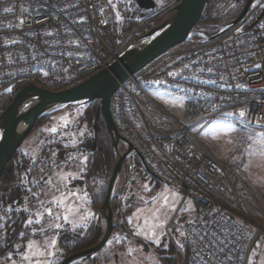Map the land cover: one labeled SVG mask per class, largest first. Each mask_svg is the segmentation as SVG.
<instances>
[{
  "label": "built area",
  "instance_id": "1",
  "mask_svg": "<svg viewBox=\"0 0 264 264\" xmlns=\"http://www.w3.org/2000/svg\"><path fill=\"white\" fill-rule=\"evenodd\" d=\"M181 1L165 7L163 18ZM40 3L37 0H0V95L21 81L33 82L50 90H61L79 83L117 60L137 39H147L152 27L161 20V5L157 1L156 6L142 14L136 24L126 30L115 31L111 29L113 18L110 8L103 14L99 10L107 0H47L45 8L49 4L54 7L42 16L33 11L40 7ZM69 4L73 7H67ZM5 7H12L13 11L5 13ZM224 23H199L195 29L197 34L188 41L189 45L173 48L130 74L112 96L111 114L119 133L139 149L149 167L190 195L197 208L205 211L220 208L230 217L240 220V206L257 203L242 177L241 150H236L228 158L220 157L203 141L201 131L223 116L221 112L210 111L213 103L221 104L225 113L239 112L247 106L251 109L249 119L264 115V51L253 48L248 42L249 35H256L257 42L264 45V37L260 35L264 29L259 28L264 24V0H253L237 25L213 39L206 38L205 34L217 32ZM8 24L13 27H7ZM241 27L249 35L237 33L236 29ZM67 29L75 32L74 39L85 33L89 35L91 40L85 41L88 47L72 44L62 48L51 44L54 40L71 36L72 32ZM5 40L21 43L7 44ZM65 48L67 51H79L73 57L62 56L60 53ZM250 52L256 55L250 56ZM8 53H11V58ZM41 53L36 60L32 59L33 54ZM21 56L27 59H21ZM220 58L228 64L227 69L217 67ZM190 62L196 63L183 68ZM258 63L262 66L255 68ZM206 66L213 67L214 71H199L200 67ZM41 68L52 75L45 77ZM64 68L68 69L66 73ZM170 72L178 75H169ZM60 75L71 78L61 81L58 79ZM209 79L215 83H206ZM157 92L200 100L202 109L198 118L188 121L191 115H178L154 96ZM221 97L232 99L221 100ZM248 127L261 128L256 123ZM194 145L197 155L191 157L188 149ZM213 165L223 169V174L212 171ZM260 210L264 216V210L261 207ZM243 222L246 227L258 229L255 240L264 237V227H260L264 226V220L260 224L249 219ZM245 244L255 247L254 242L245 241ZM191 257L192 252L189 251L179 264H192Z\"/></svg>",
  "mask_w": 264,
  "mask_h": 264
},
{
  "label": "snow or ice",
  "instance_id": "2",
  "mask_svg": "<svg viewBox=\"0 0 264 264\" xmlns=\"http://www.w3.org/2000/svg\"><path fill=\"white\" fill-rule=\"evenodd\" d=\"M37 2L40 3V0ZM119 2L120 0H115V2L114 0H107L106 5L99 9L101 14L107 8L118 9ZM157 2L163 5L165 0H157ZM46 3L47 0H43L40 7L33 9V11L42 16L49 8L54 7V5L49 4L45 8ZM123 3L127 7L131 0H123ZM232 6L235 7V5ZM67 7H73V5L69 4ZM3 11L10 13L13 8L5 7ZM25 11L28 10L25 9ZM114 14L116 18L123 19L119 10H116ZM81 19L86 18L81 17ZM103 22L101 21V23ZM22 23L23 21H21ZM19 26L18 24L17 27ZM7 27L12 28L13 25L8 24ZM259 28L264 29V24H260ZM67 30L72 32L71 36L54 40L51 44L61 45L62 48L64 45L72 44H78L82 48L88 47L85 41L91 40L89 35L85 33L74 39L75 32L72 29ZM236 31L237 33H244V28H238ZM260 35L264 37V33ZM239 42L244 43L243 40ZM248 42L253 48L264 51V45L257 42L256 35H249ZM5 43L19 44L21 41L5 40ZM77 51L79 50L67 51L65 48L60 54L73 57ZM8 55L11 58V53ZM37 55H42V53L33 54L32 59L36 60ZM249 55L255 56L256 53L250 52ZM20 58L27 59L24 56ZM233 59L239 62L238 58L233 57ZM39 62L37 60V63ZM194 63L196 62L185 63L183 68H190ZM261 66L259 63L254 65L255 68ZM217 67L227 69L228 64L220 58ZM205 70L211 73L214 68L207 66L199 68V71ZM40 71L45 77L52 75L43 71L42 68ZM67 71V68L63 69V72L66 73ZM169 75L175 76L178 73L170 72ZM66 78L70 79L71 77L58 76L61 81ZM220 78L223 79V76ZM206 83H215V81L209 79ZM5 90L7 92L13 91L11 87ZM220 99L232 98L221 97ZM177 102L180 107H184L183 98L174 100L173 104ZM260 102L257 101V103ZM29 107L28 104L24 105L25 109ZM58 107L63 110L68 109L69 105H59ZM210 111L221 112L227 117H237V122L218 125L220 132L224 135L217 136V140L234 143L231 134L240 130L248 131V126L253 123L260 124L261 129H264V115L258 119H249L251 109L247 106L239 112L228 111L225 113L222 112L221 104L213 103ZM75 113V115H71L70 112H64L59 117V120L63 121L62 124L44 127L40 134L42 135L44 132L57 133L59 128H67L70 123L74 126L80 125L79 117L81 114L78 109L75 110ZM92 134L86 125L77 128L76 131L61 132V137H69L67 142L63 139L60 140L64 147V159L58 161L60 150L49 147L48 155L41 156L39 159L38 177H32V168H28L23 173L24 179L19 181L20 184L24 185L28 195L23 197L22 201L13 199L12 203L8 204L0 200V209H2L0 211V234H2L0 237V255H2L0 264H61L66 253L60 244L67 239V229H70L72 233H75L76 238H79L83 229L89 228L91 222L95 221L96 226L103 223L91 207L93 196L87 187L90 157L80 149L83 141ZM4 139L5 134L0 132V141ZM248 139L258 145L256 152L249 151V156L258 153L259 156L264 157V130H251ZM33 143L35 147L29 144L26 148L21 149V152L23 155L31 157L32 163L36 164L37 152L42 151L40 146L54 145L56 139L34 137ZM69 146L73 151H67ZM251 148L252 145L249 144L248 149ZM194 149L195 145L188 149L191 157L197 155ZM200 154L203 155L204 153L201 152ZM240 163L245 169L250 166V161L243 163V158L240 159ZM212 171L223 174V169H217L214 165ZM29 185H32L35 191ZM127 189V195L124 197L126 203L122 205L121 210L123 211L124 208L131 210L130 214L124 216V222L130 227L126 233L114 234L113 239L108 241L109 244L120 243L124 247L123 253H110L111 256L120 261V264H144V261H147L148 264H160L159 256L155 252L145 253L144 248L167 249L170 243L181 250L191 251L192 264H264V247H262L264 238L261 240L254 239L259 234L258 229H253L251 226L246 227L243 221L230 217L220 208H212L208 211L197 208L194 199L185 195L175 184L165 180L157 189L152 179L141 176L139 173L130 177ZM14 215H17L18 219H13ZM18 222L20 230L16 231L15 226ZM9 233L15 235L17 240L11 239ZM84 235L86 236V233ZM245 241L254 242L255 247H248ZM121 256H124L125 259H121Z\"/></svg>",
  "mask_w": 264,
  "mask_h": 264
},
{
  "label": "water",
  "instance_id": "3",
  "mask_svg": "<svg viewBox=\"0 0 264 264\" xmlns=\"http://www.w3.org/2000/svg\"><path fill=\"white\" fill-rule=\"evenodd\" d=\"M237 1H243V7L240 12L232 20L225 22L217 32L205 34L207 39H213L237 25L243 19L253 2V0ZM136 2L142 9H152L156 6L155 0H136ZM208 2L209 0H182L162 20L152 27L147 34V39H137L117 60L79 83L61 90L46 89L33 82L26 83L17 90L5 110L0 113V132L5 134V139L0 141L1 180L5 167L11 160L17 158L19 147L40 117L59 110V105L72 106L88 103L96 99L100 100V105L96 110L93 120V137L96 142L99 120L102 117L116 154L105 199L100 207V215L106 223L105 229L102 236L93 245L68 254L61 261V264H73L76 261L91 258L109 241L116 224L114 208L112 206L114 190L127 158L133 159L137 155L149 174L162 180L164 179L149 167L147 160L139 149L128 138L119 133L111 114V100L120 84L130 74L139 71L169 50L189 41L194 34H197L195 29L202 18ZM26 104L30 105L28 109L24 108ZM122 144L125 145V150L123 151L120 149ZM131 173L127 181L130 180ZM121 226L127 231L123 222Z\"/></svg>",
  "mask_w": 264,
  "mask_h": 264
},
{
  "label": "rangeland",
  "instance_id": "4",
  "mask_svg": "<svg viewBox=\"0 0 264 264\" xmlns=\"http://www.w3.org/2000/svg\"><path fill=\"white\" fill-rule=\"evenodd\" d=\"M155 1H157V0H155ZM176 1L177 0H165V3L163 5L157 2L159 5H161V20L163 19V16H164V15L162 16L163 9L165 7L173 4ZM114 2H115V0H114ZM129 6H130V4L127 5V7H125L123 0H120L118 9H113L114 11L119 10L121 12V15L123 16V19L117 18L119 23L121 24V26H122L123 21L125 19L124 17L126 15L130 16L131 10H130ZM128 17H126V18H128ZM210 23L218 24V23H223V22H215L214 21V22H210ZM5 95H6L5 92H3L0 95V113L3 110H5L7 105L10 103V102H8L7 104H4V106H2L1 101L5 98ZM154 96H156L169 109H171L172 111H174L178 115H181L184 117L191 115L192 117H191V119H187L188 121H193V120L198 118V114L200 112L199 110H195V108L193 107V110L190 111L192 109V106L188 105V103L194 104L193 101H189L190 98H184L181 96H174L168 92H157V93H154ZM178 98H183L184 107H180L178 102L176 104H173V101L178 100ZM189 108H191V109H189ZM76 109H78L80 114H81L79 117V119L81 120L80 125L74 126L70 123L67 126V128H59L57 133L44 132L42 135L40 134L41 130L44 127L57 126L58 124H62L63 121H60L59 117L61 115H63L64 112H70L71 115H75ZM86 111H87L86 105L75 104V105L69 106L68 109H63V110L59 109L57 111L47 113L44 115V117H42V119L39 121V123H37V121L40 119L39 118L35 122L33 128L30 130L29 134L25 138L22 145L19 147L18 152H17V158L15 160H18V157H19L18 154L23 155V153L21 152V149L26 148L29 144H32V146L35 147V144L33 143L34 137H38L39 139H45V138L56 139V143L54 145H41L40 146V149L42 151L37 152V163L36 164L32 163L31 157L23 155V157L25 159L31 160V163H32V165H30L31 166L30 168H32L31 176L33 175V177H38L39 171L36 173V172H33V169H34V167L39 165V159L41 156H47L48 155V148L49 147H51L53 149L61 148V149H59L60 151L58 152V161L60 160L59 157H62L64 159V155H63L64 147H63V144L60 143V140L63 139L65 142H67L69 140V137L68 136L61 137L60 136L61 132L76 131L77 128H82L84 125H86L88 131L92 132L93 133L92 135H94L93 125L91 127V122L89 120L88 115L86 114ZM100 122H101V119L99 120V125H100ZM227 122H237V117H227V116L218 117L217 119L210 122L201 131V137L203 138V141L220 157L228 158L236 150H241L243 162L249 163V161H250V166L247 169L243 168L242 177H243V180L245 181L247 187L254 194L257 203H253L251 205L240 206V208L238 210V212H239L238 216H239L241 221H244V219H249L252 221V223L260 224L264 220V216L260 210V207L264 210V157L259 156L258 153L256 155L249 156V154H248L249 151L256 152L258 145L256 143H254L253 141L249 140L248 137L250 135L251 130L254 129L256 131H261L264 129L249 128L248 131H245V130L237 131V132L231 134V139L234 141V143H228L226 140H217L216 139L217 136L224 135L222 132H220L218 125L221 123H227ZM238 127H239V125H238ZM91 136H87V138L80 145V149L82 152L88 154L90 157V161H89L90 171L87 173V187H88V191L92 194L93 199L95 200V203H96L99 201V197L102 195L103 188L108 183V173L106 170L103 171V169H101V168L99 170H97L94 168V166H92L91 152L87 146V140ZM97 137H98V135H97ZM96 142L94 141L93 147L96 146ZM249 144L252 145V148L250 150L248 149ZM120 149H121V151L125 150V145L122 144ZM29 150H31V149H29ZM67 151H69V152L73 151L71 146H69ZM115 158H116V154H115ZM129 159L131 162L133 161V165H134L133 171H131L132 170V164L131 163L129 164V167H130L129 168V174L132 172L131 177L137 175V173H139L141 176H147L153 180L157 189L159 188L161 183L165 182L166 179L162 180L160 178H157V177L152 176L151 174L147 173L145 171V169L137 161V159H135V157L133 159H131V158H129ZM129 174H128V176H129ZM21 179H23L22 175H21ZM127 179H128V177H126V174L123 172V169H122V174L120 175V177L117 181V185L115 187L114 196H113V200H112V206L114 208L115 223L116 224H115V230L113 231L109 241L112 240V237L114 234H120V233H126L127 232V231H123L119 227V225H121L122 222L124 223V225L127 226L126 227L127 230L130 227L126 222H124V216L130 214L131 210L127 209V208H124L123 211L121 210L122 205L124 203H126V201L124 200V197L127 195V190H128L127 185L129 183V181H127ZM93 181H95V183H93ZM101 181H103V183H101ZM29 186L33 187L32 185H29ZM80 186H83V185H80ZM97 189H99V191H97ZM33 190L35 191L34 187H33ZM184 194L188 195L185 192H184ZM105 195H106V193H105ZM188 196H190V195H188ZM104 199H105V196L103 198V201H104ZM94 200H93L91 207L94 209V211L97 213V215L100 217V219L103 223L100 226H96L95 221H93L90 223L89 228H94V229L95 228H97V229L101 228V230L104 232L106 223H105V220L100 215V207L103 204V201L101 202L100 206H98V205L96 206V205H94ZM119 204H120V208H119ZM257 205H259L260 207ZM92 225H93V227H91ZM89 228L83 229V231L81 233V234L86 233V238H85L86 240H89ZM19 230H20V224L17 227V231H19ZM72 234H74V233H72L70 229H67L66 230L67 239L63 243L60 244V247L62 249H64V251L66 253V255L62 258V260L68 254H70L74 251L80 250V249H78V247H81V245H79L77 243L75 244L74 239H76V237H72ZM87 247H89V246H87ZM185 247L187 248V245ZM262 247H264V243H262ZM82 249H84V248H82ZM109 252L110 253L111 252L123 253L124 247L120 243H114V244H112V246L110 244L108 246L107 251L98 254L99 260L102 262V264H114V262H115V264H120V261L116 260V258L111 256V255H110L111 258L109 260L105 259L106 255H108ZM144 252L145 253L155 252V254L158 255L160 258V264H167L168 263L167 260L171 256L175 257V262L177 264L180 262V260L183 257H185L189 254L188 251L181 250L180 248H178L177 246H175L172 243H170V245L167 249L145 247ZM0 259H2V255L0 256ZM121 259H125V257L121 256ZM144 264H148V262L144 261Z\"/></svg>",
  "mask_w": 264,
  "mask_h": 264
},
{
  "label": "trees",
  "instance_id": "5",
  "mask_svg": "<svg viewBox=\"0 0 264 264\" xmlns=\"http://www.w3.org/2000/svg\"><path fill=\"white\" fill-rule=\"evenodd\" d=\"M232 5H235V7H233ZM242 7H243V1L238 2L237 0H209L208 5H207L199 23L214 22V21L215 22H228V21L232 20L240 12ZM129 8L131 10L130 16L126 15L124 17L125 19L123 21L122 26L119 23L118 19L115 17V14H114L115 11L110 8V12H111V15L113 18V24L111 26L112 31L126 30V29L130 28L131 26H133L134 24H136L140 20L142 14L149 11L148 9L140 8L138 6L136 0H131ZM126 17H128V18H126ZM189 44H190V42L186 41V42L178 45L175 48L184 47V46H187ZM25 84H26V81L18 82L12 87V89H13L12 92L5 91V94H6L5 98L1 101L2 106H4V104H7L8 102H10L12 100V98L14 97L15 93L17 92V90L20 87L24 86ZM189 101L194 102V104L188 103V105L192 106V109L189 108V109H191L190 111L193 110V107L195 108V110L201 111L202 102L200 100L190 98ZM84 105L87 106L86 114L89 117V120L91 122V127H92L96 110L100 105V100L96 99L94 101L84 103ZM42 117H44V115ZM42 117H40V119L37 121V123H39V121L42 119ZM98 132L99 133H98V137L96 139V141H97L96 146L93 147L94 141H95L93 135L90 138H88L87 146L91 152L92 166H94V168L97 170H99L100 168L103 169V171L106 170L108 173V183H109V180H110L113 168H114V163H115V151H114V148L112 145L110 135H109V133L105 127L104 121L102 120V117H101V122L99 125ZM59 149H61V148H59ZM18 156H19L18 160H11L7 164V166L5 167V170L3 172V175L1 177V180H0V200H3L5 202V204L12 203L13 199L22 201L23 197L28 195V193L25 191L24 185L20 184L19 181L22 180L21 175H22V178L24 179L23 172H25L28 168H30L31 167L30 165H32V163H31L30 159H25L22 154H18ZM59 159L63 160L62 157H59ZM135 159H137V161L140 163V165L144 168V165L142 164L140 158L137 155H135ZM130 163L132 164V171H133V166H134L133 161L131 162L129 158H127L125 160L124 165H123V172L126 174V177H128V174H129V168H130L129 164ZM38 167H39V165L34 167L33 172L37 173L39 171ZM145 171H146V169H145ZM32 177H33V175H32ZM108 183L103 188L102 195L99 197V201L95 203V200L93 199L94 205H96V206L101 205V202L103 201V198H104L105 193L107 191ZM0 211H2V209H0ZM13 219H18V216L14 215ZM18 225H19V222L15 226L16 231H17ZM91 227H93V225ZM119 227L123 231H125L124 227H122L121 225H119ZM126 227L127 226L125 225V228ZM114 230H115V228H114ZM102 233H103V231L101 230V228L100 229L99 228L98 229L97 228H95V229L89 228V240H86L85 239L86 236L84 234H81L79 236V238L74 239L75 244L77 243V244L81 245V247H78V249H82V248H86L87 246H91L92 244H94L96 241L99 240V238L102 236ZM9 235L11 236V239L17 240V237L15 235H12L11 233H9ZM0 237H2V234H0ZM72 237H76L75 233L72 234ZM112 239H113V237H112ZM109 245L110 244L107 242V244L100 250L101 252L100 251L99 252L103 253V252L107 251ZM111 246H112V244H111ZM99 252L91 258L77 261L74 264H102V262L99 260V255H98V254H100ZM110 258H111V256H110V252H109L108 255H106L105 259L109 260ZM167 262H168L167 264H176L175 257L174 256L169 257Z\"/></svg>",
  "mask_w": 264,
  "mask_h": 264
}]
</instances>
